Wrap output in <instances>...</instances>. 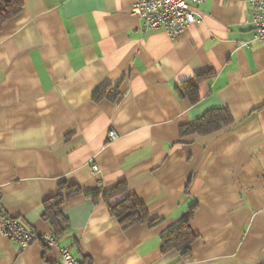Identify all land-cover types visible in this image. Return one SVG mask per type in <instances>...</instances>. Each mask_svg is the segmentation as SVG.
Listing matches in <instances>:
<instances>
[{
    "label": "crops",
    "instance_id": "0c3cea01",
    "mask_svg": "<svg viewBox=\"0 0 264 264\" xmlns=\"http://www.w3.org/2000/svg\"><path fill=\"white\" fill-rule=\"evenodd\" d=\"M22 1L0 30V214L54 234L45 203L75 187L54 235L82 261L264 264V41L249 0H206L174 40L142 29L137 0ZM194 80L192 103L179 90ZM110 88L119 99L95 100ZM224 109L228 127L181 136ZM130 196L150 220L124 229L111 210ZM191 212L189 253L164 252ZM0 264L61 262L2 237Z\"/></svg>",
    "mask_w": 264,
    "mask_h": 264
},
{
    "label": "trees",
    "instance_id": "16d2710c",
    "mask_svg": "<svg viewBox=\"0 0 264 264\" xmlns=\"http://www.w3.org/2000/svg\"><path fill=\"white\" fill-rule=\"evenodd\" d=\"M23 8L24 4L22 0H0V30L4 23L18 16L23 11ZM197 87L198 82L194 80L185 84L179 90V95L181 97H187L192 103L197 102ZM119 97V91L110 88L96 93L95 100L108 99L116 101ZM232 122L233 117L229 110L214 111L199 121L182 127L180 133L181 136L190 134L211 135L228 127ZM126 191L127 186L120 185L114 192L105 195V198H110ZM78 194L79 190L75 187L61 186L58 197L45 203L44 218L51 225L55 235H63L68 230L67 219L63 216L62 207L67 199ZM111 211L120 220V224L124 229H128L137 224H146L150 220L146 206L140 203L134 196L126 198L122 204L113 208ZM191 220L192 212L177 228L163 236L164 252L177 250L182 251L184 255L189 253L190 246L196 239L191 230Z\"/></svg>",
    "mask_w": 264,
    "mask_h": 264
},
{
    "label": "built area",
    "instance_id": "2783aa9c",
    "mask_svg": "<svg viewBox=\"0 0 264 264\" xmlns=\"http://www.w3.org/2000/svg\"><path fill=\"white\" fill-rule=\"evenodd\" d=\"M206 0H137L132 8V14L139 18L144 31L164 30L171 39H177L197 19V9ZM253 13L252 26L255 32L254 41H264V0H249ZM250 46L249 43H243ZM109 140L118 138L114 131L109 133ZM97 173L98 168L95 166ZM8 238L18 244L23 251L35 243H41L46 248L59 251L61 264H91L78 259L67 247H62L57 236L47 234L39 236L20 220L0 214V238Z\"/></svg>",
    "mask_w": 264,
    "mask_h": 264
}]
</instances>
